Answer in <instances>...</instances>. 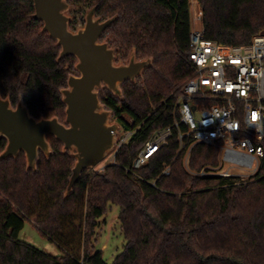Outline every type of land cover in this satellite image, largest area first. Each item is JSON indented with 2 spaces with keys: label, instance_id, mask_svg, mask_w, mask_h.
<instances>
[{
  "label": "trees",
  "instance_id": "16d2710c",
  "mask_svg": "<svg viewBox=\"0 0 264 264\" xmlns=\"http://www.w3.org/2000/svg\"><path fill=\"white\" fill-rule=\"evenodd\" d=\"M66 1L68 7L89 8L96 18L112 20L100 41L114 49L119 64L132 58L150 62L140 81L121 84L122 96L98 88L103 107L133 134L114 162L83 171L71 189L76 157L54 135H48L50 154L40 151L34 168L24 151L1 157L8 140L0 136V264H264V155L249 177L200 175L204 166L219 164V148L194 145L187 168L180 151V134L187 130L182 125L144 165L133 167L151 135L173 124L177 97L192 74L190 0ZM198 1L209 39L244 44L264 30V0ZM34 13V0H0V97L14 107L22 102L37 119L63 122V90L77 71V57L60 58L57 39ZM69 28L80 29L70 21ZM167 166L170 173L163 174ZM42 192L50 202L34 223L57 243L65 219L85 194L82 257L59 243L61 253L53 255L19 238ZM110 204L120 206L125 236L111 263L96 248L99 219Z\"/></svg>",
  "mask_w": 264,
  "mask_h": 264
},
{
  "label": "built area",
  "instance_id": "2783aa9c",
  "mask_svg": "<svg viewBox=\"0 0 264 264\" xmlns=\"http://www.w3.org/2000/svg\"><path fill=\"white\" fill-rule=\"evenodd\" d=\"M195 22L189 42L192 74L177 97L174 122L151 135L133 167L144 165L169 142L174 128L184 125L187 130L180 134V151L185 152L187 168L193 146L204 143L219 148V164L204 166L198 174L249 177L232 169L257 172L264 155V30L250 42L223 44L205 36L200 15ZM114 126V146L107 154L112 162L133 134L131 129L120 133ZM127 170L134 172L132 167ZM170 170L167 166L163 174Z\"/></svg>",
  "mask_w": 264,
  "mask_h": 264
},
{
  "label": "water",
  "instance_id": "95a60500",
  "mask_svg": "<svg viewBox=\"0 0 264 264\" xmlns=\"http://www.w3.org/2000/svg\"><path fill=\"white\" fill-rule=\"evenodd\" d=\"M34 5L33 17L42 20L43 30L57 39L60 58L76 56L80 74L70 75L63 90L65 122L57 117L37 119L22 102L14 107L9 99L0 97V136L8 140L1 157L24 151L28 166L34 168L40 151L50 154L48 135H54L65 149L76 150L71 189L82 172L100 164L114 146L115 126L108 123L110 111L103 107L98 88L106 84L119 92V84L135 79L150 62L132 58L128 64H116L114 49L100 41L112 20L96 18L94 10L88 12L85 26L74 32L69 28L66 0H34Z\"/></svg>",
  "mask_w": 264,
  "mask_h": 264
},
{
  "label": "rangeland",
  "instance_id": "374dc122",
  "mask_svg": "<svg viewBox=\"0 0 264 264\" xmlns=\"http://www.w3.org/2000/svg\"><path fill=\"white\" fill-rule=\"evenodd\" d=\"M191 4V15H192V28L195 27L196 22L195 18L200 15L202 21V10L199 5L198 0H190ZM89 8L84 7H72L69 6L65 12L70 16V22H76L77 29L83 28L86 23V17L88 14ZM83 16V17H82ZM199 24V23H198ZM78 62V59H77ZM76 62V64H77ZM115 60L116 64L122 63ZM129 63V59L125 62ZM75 64V65H76ZM80 72L77 70L74 75H79ZM141 74H139L136 78L138 81L141 80L139 78ZM122 84V83H121ZM119 84V92H115L116 94L122 96L123 88ZM107 86L103 84L99 88H104ZM108 87V86H107ZM125 120L132 122L129 116L124 115ZM116 125L120 129V133H124V128L118 118L114 117L110 112L109 123ZM65 122V120L63 121ZM71 152L75 153L76 150H72ZM111 155H107L104 160L97 166H95V171L104 168L107 164L111 163ZM218 166V165H215ZM88 172L92 171V167L86 169ZM242 171V170H241ZM239 170L232 169V172L237 174L246 173L248 175H253L256 171H248L241 172ZM42 201L39 206H33L31 211L30 219L26 220L23 229L20 231L19 238L23 241L30 243L31 245L39 248L43 251H46L53 255H59L61 253V249L59 244H61L65 250L73 253L77 257H82L83 254V231H84V223L83 217L85 213V194L81 195L78 202L77 210L64 221V228L62 232H60L57 236V241H52L47 236L41 234L34 221L38 218L44 216L47 213V208L49 205V198L42 192ZM120 213V206L116 204H110L107 213L99 219V227H98V237L96 241V248L101 249L104 255V258L108 262H112L114 258L123 250L125 243V236L121 228L120 221L118 219Z\"/></svg>",
  "mask_w": 264,
  "mask_h": 264
},
{
  "label": "clouds",
  "instance_id": "9594fccd",
  "mask_svg": "<svg viewBox=\"0 0 264 264\" xmlns=\"http://www.w3.org/2000/svg\"><path fill=\"white\" fill-rule=\"evenodd\" d=\"M254 117H255V116H254ZM254 117H253V119H255V118H256V117H255V118H254Z\"/></svg>",
  "mask_w": 264,
  "mask_h": 264
},
{
  "label": "snow or ice",
  "instance_id": "6c2138e0",
  "mask_svg": "<svg viewBox=\"0 0 264 264\" xmlns=\"http://www.w3.org/2000/svg\"><path fill=\"white\" fill-rule=\"evenodd\" d=\"M255 118V117H254Z\"/></svg>",
  "mask_w": 264,
  "mask_h": 264
}]
</instances>
